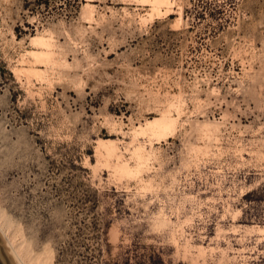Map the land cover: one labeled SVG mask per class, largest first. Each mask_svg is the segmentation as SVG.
I'll use <instances>...</instances> for the list:
<instances>
[{
  "label": "rangeland",
  "instance_id": "374dc122",
  "mask_svg": "<svg viewBox=\"0 0 264 264\" xmlns=\"http://www.w3.org/2000/svg\"><path fill=\"white\" fill-rule=\"evenodd\" d=\"M0 228L30 264H264V0H0Z\"/></svg>",
  "mask_w": 264,
  "mask_h": 264
},
{
  "label": "bare ground",
  "instance_id": "6f19581e",
  "mask_svg": "<svg viewBox=\"0 0 264 264\" xmlns=\"http://www.w3.org/2000/svg\"><path fill=\"white\" fill-rule=\"evenodd\" d=\"M3 232V230H2V228H0V233H2ZM4 233V232H3ZM2 233V234H3ZM1 234V235H2ZM4 240H5V242H7V243H5L6 244V248L7 249H9L11 252H12V254L14 255V257H15V259H16V262L17 263H19V264H30L29 263V261H30V259H29V261L26 259V257H25V255L23 254V252H21V249L17 246V247H15L14 246V241H12L11 239H9L8 238V235H7V237L6 236H4ZM7 240V241H6ZM16 248H19L20 250H18V249H16ZM35 258V257H34ZM37 258H39L38 256H37ZM36 259V258H35ZM36 261H37V259H36ZM34 264V263H33Z\"/></svg>",
  "mask_w": 264,
  "mask_h": 264
},
{
  "label": "water",
  "instance_id": "95a60500",
  "mask_svg": "<svg viewBox=\"0 0 264 264\" xmlns=\"http://www.w3.org/2000/svg\"><path fill=\"white\" fill-rule=\"evenodd\" d=\"M0 264H16L0 240Z\"/></svg>",
  "mask_w": 264,
  "mask_h": 264
}]
</instances>
